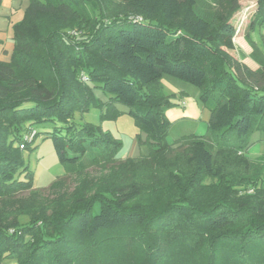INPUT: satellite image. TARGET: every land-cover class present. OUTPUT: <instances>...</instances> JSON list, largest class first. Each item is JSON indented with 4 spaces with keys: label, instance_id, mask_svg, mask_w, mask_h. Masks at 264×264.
<instances>
[{
    "label": "trees",
    "instance_id": "16d2710c",
    "mask_svg": "<svg viewBox=\"0 0 264 264\" xmlns=\"http://www.w3.org/2000/svg\"><path fill=\"white\" fill-rule=\"evenodd\" d=\"M244 1L121 0L119 10L107 0H29L13 25V58L0 61V264H264L263 167L253 170L245 152L253 133H264V52L250 39L264 25V0ZM243 15L256 69L235 43ZM167 77L200 89L208 136L167 141ZM92 103L107 104L104 117L126 105L149 154L118 161L112 134L77 127L74 113ZM45 121L61 123L49 134L66 174L110 167L91 194L81 177L54 199L33 191L22 156L30 143L14 142ZM239 151L247 165L234 173Z\"/></svg>",
    "mask_w": 264,
    "mask_h": 264
},
{
    "label": "rangeland",
    "instance_id": "374dc122",
    "mask_svg": "<svg viewBox=\"0 0 264 264\" xmlns=\"http://www.w3.org/2000/svg\"><path fill=\"white\" fill-rule=\"evenodd\" d=\"M24 1H26L25 3H28L29 0ZM107 2H111L108 4L115 7L116 9H122V7H120L121 0H107ZM243 3L244 5H246L247 3H249V1L245 0ZM98 4L99 3L95 2L92 6L94 7ZM92 6L89 5V9H91ZM24 8H18L19 10H14L10 27H0V61L10 62L13 58V25L23 19L25 15ZM90 13L92 15V12ZM1 15L2 16L0 19L3 20L4 13H1ZM247 22L248 20L245 21V23ZM245 23H243L239 27V31L243 28ZM78 27L80 26L76 25L75 28L77 29ZM81 29H83V34L78 36L83 38L85 37L84 32L87 30H85V28ZM252 37L254 39H257L258 43L256 42V40L252 41H254L258 46H262V51L264 52V25L255 28ZM166 79H170L176 85L183 86V88H185L187 93L184 96L187 102H190L188 105L189 109L191 107H194V103H198L199 105L201 104V101L199 100L200 89L198 87L173 77H167ZM83 80L86 79L83 78ZM48 82L51 85L56 83L53 76L48 77ZM163 83H166V81L162 82V84ZM164 89L166 92H170V89L168 87H164ZM93 92L95 97L97 99H100L102 102H107L109 100V94L105 93L101 88H94ZM182 97L183 95L177 94L175 98H177V100H180ZM116 106L119 109V113L116 117H104L103 114L107 111V104L101 106L99 104L92 103L88 109L84 111H76L74 113V116L72 117V122L76 124L77 127L89 123L95 127L96 133L98 135H101L103 133L112 134L121 142V147L117 154L118 161L126 160L128 157H131L137 161L140 156H146L150 152V147L145 143H140L139 141V138L145 141L147 139V134L142 128L139 127V125L136 124L133 115L129 113V108L126 105L117 103ZM186 106L187 105H178L176 106V108L185 109ZM208 111L209 110L205 108V113L207 114V117L205 118H184L173 122L167 135V141L169 143H173L182 136L192 133L208 136L210 134L208 128ZM26 126L27 127H25L21 133L22 139L14 142V146H20L21 148H23L26 147L28 143H30L29 146L22 150L23 162L24 166L27 168L26 171H32V179L35 186L33 191L40 193L42 198L54 199L56 198L57 194L61 193L60 191H72L79 184L80 177L82 179H85L88 183L87 191L88 194H91L96 189L95 184L100 182V180L104 178V175H108L110 167H103V164H87V168L84 174H82L81 176H78L74 173L66 174V168L60 162L53 144V138L49 134V132H52L56 126H61V123H58L56 121H45L37 123L34 126H31L30 124ZM252 143L253 144L245 148V152H247V154L249 155L248 160L253 165V170L254 165H261L263 167L264 173V133H262L261 131H255L252 136ZM180 153L181 152H179V149H176L172 153L166 155V158L169 160H174L177 158V156H179ZM157 163L155 162L153 165L155 166ZM246 165L247 162L242 157L241 151L230 157V171L238 173ZM20 176L25 177V171H23ZM143 176L147 183H153V176L147 175L146 173H144ZM57 180H64V185L59 188H53L52 186ZM30 192L31 190H27L22 192L21 194L24 196H29ZM3 264L19 263L16 258H7L4 260Z\"/></svg>",
    "mask_w": 264,
    "mask_h": 264
},
{
    "label": "crops",
    "instance_id": "0c3cea01",
    "mask_svg": "<svg viewBox=\"0 0 264 264\" xmlns=\"http://www.w3.org/2000/svg\"><path fill=\"white\" fill-rule=\"evenodd\" d=\"M25 2L26 1L24 0H1L0 18L2 16L1 13H4L3 15L4 19L3 20L0 19V27H10V24L12 23V17H13L12 15L14 14V10L18 8L19 9L24 8V7H25L24 8L25 10L27 9L29 5V1L28 3H25ZM246 26H247V23L244 24L243 28L240 29V31L236 32L235 43L239 51L238 53H239L240 60L245 62L247 65H249L252 69H256L258 68V64L250 56L251 51H252V46L246 37V34H247ZM253 31L250 32L251 39L253 38L252 37ZM252 40H256L257 42V39L253 38ZM258 47L261 50H263L262 46H258ZM165 81L166 83H163L164 84L163 86L168 87L170 89V92L168 93H171L174 96V97L172 96L171 98L173 106L168 108L166 111V114L168 118L172 121V123L177 120L184 119V118H194V117H204L205 118L207 117V114L205 113V107H203L201 104L199 105L198 103H194L193 104L194 107H191L190 109L188 108V105L190 102H187L184 96L187 92L185 88H183V86L176 85L170 79H166V78L162 79V82H165ZM177 94H181L183 95V97L180 100H177V98H175ZM182 101L186 102L185 104L187 105L186 108L185 109L176 108V106L178 105L185 106V105H182L181 103ZM208 112H209V118H210V111Z\"/></svg>",
    "mask_w": 264,
    "mask_h": 264
},
{
    "label": "built area",
    "instance_id": "2783aa9c",
    "mask_svg": "<svg viewBox=\"0 0 264 264\" xmlns=\"http://www.w3.org/2000/svg\"><path fill=\"white\" fill-rule=\"evenodd\" d=\"M245 18H246V15H243V16L239 19V22H238V25H237V29H236L237 32L239 31V27L243 24ZM84 78H85V77H84ZM181 103H182V105H185V104H186L185 101H182Z\"/></svg>",
    "mask_w": 264,
    "mask_h": 264
}]
</instances>
